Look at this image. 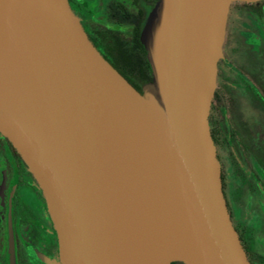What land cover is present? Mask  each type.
<instances>
[{"label": "water", "instance_id": "water-1", "mask_svg": "<svg viewBox=\"0 0 264 264\" xmlns=\"http://www.w3.org/2000/svg\"><path fill=\"white\" fill-rule=\"evenodd\" d=\"M235 1L159 0L139 90L71 0H0V132L43 190L62 264H251L209 124Z\"/></svg>", "mask_w": 264, "mask_h": 264}, {"label": "flooded vegetation", "instance_id": "flooded-vegetation-1", "mask_svg": "<svg viewBox=\"0 0 264 264\" xmlns=\"http://www.w3.org/2000/svg\"><path fill=\"white\" fill-rule=\"evenodd\" d=\"M159 0H71L105 56L130 73L152 68L143 31ZM209 112L222 189L251 264H264V0L232 2ZM153 75V73H152ZM0 132V264H62L47 201Z\"/></svg>", "mask_w": 264, "mask_h": 264}, {"label": "trees", "instance_id": "trees-1", "mask_svg": "<svg viewBox=\"0 0 264 264\" xmlns=\"http://www.w3.org/2000/svg\"><path fill=\"white\" fill-rule=\"evenodd\" d=\"M107 60L123 74V76L137 89L142 90V86L147 84L152 79V73L149 71L148 73H130L127 70V65L116 63L113 59L107 58ZM174 264H184L181 262H176Z\"/></svg>", "mask_w": 264, "mask_h": 264}, {"label": "bare ground", "instance_id": "bare-ground-1", "mask_svg": "<svg viewBox=\"0 0 264 264\" xmlns=\"http://www.w3.org/2000/svg\"><path fill=\"white\" fill-rule=\"evenodd\" d=\"M156 264H170V262L166 260H159L156 262Z\"/></svg>", "mask_w": 264, "mask_h": 264}, {"label": "rangeland", "instance_id": "rangeland-1", "mask_svg": "<svg viewBox=\"0 0 264 264\" xmlns=\"http://www.w3.org/2000/svg\"><path fill=\"white\" fill-rule=\"evenodd\" d=\"M144 88V85L142 86V89Z\"/></svg>", "mask_w": 264, "mask_h": 264}]
</instances>
